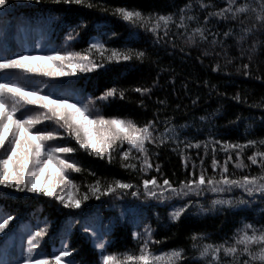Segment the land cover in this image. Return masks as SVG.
Returning a JSON list of instances; mask_svg holds the SVG:
<instances>
[{"label":"trees","instance_id":"16d2710c","mask_svg":"<svg viewBox=\"0 0 264 264\" xmlns=\"http://www.w3.org/2000/svg\"><path fill=\"white\" fill-rule=\"evenodd\" d=\"M218 197L247 204L135 228L110 207ZM262 245L264 0H0V264H264Z\"/></svg>","mask_w":264,"mask_h":264},{"label":"rangeland","instance_id":"374dc122","mask_svg":"<svg viewBox=\"0 0 264 264\" xmlns=\"http://www.w3.org/2000/svg\"><path fill=\"white\" fill-rule=\"evenodd\" d=\"M124 15L126 18L131 19V14L124 12ZM135 19L140 20L141 17L138 15H135ZM151 23L154 25L160 24L163 19L158 18V19H148ZM148 22V21H147ZM149 23V22H148ZM106 121H103V130L97 129L98 134V139L102 141H106L107 139L110 140L111 134L113 132H110V125L108 123H105ZM107 140V141H108ZM34 154L36 159H38L40 164H43L45 161L44 157V152L39 146H36L34 150ZM33 182H34V187H38L42 181L43 178L36 179L35 174L33 175ZM48 188L50 189L49 186H51L50 180L49 182H46ZM54 185V184H53ZM122 186L123 184H119ZM45 186V185H44ZM52 187V186H51ZM67 200V198H64ZM246 201L243 199H236L234 197H218L213 199L212 204L210 205H205L202 203H197V202H190V203H172L170 204L164 214L162 216L158 215V212L154 210H148L147 206L142 205L140 202L132 203L131 201L128 200H121L116 203H113L110 207L112 209V213L118 218V220L122 223H126L127 225L131 227H139L140 225L145 222V220L148 217H152L155 219H158V221H161V223H167L168 221H171L177 217V215L181 212V210L185 207H188L189 209L195 210L197 213H205V212H214L218 210L222 206H230L231 208H238V207H243L246 206ZM97 218H100V215L96 216ZM164 219V220H163ZM75 221L72 222L71 219L67 221L68 224H73ZM262 249L264 250V245H262ZM147 252V251H146ZM144 255L141 256V260L146 261H153L156 263L164 264V263H171L177 259V256L179 255L178 250H167V251H162V250H155V251H149ZM204 253V252H203ZM264 255V254H263ZM264 257V256H261ZM261 257L257 259L258 261H261ZM256 260V261H257ZM254 261V262H256ZM117 262L114 260V256L110 257L108 260L107 264H116ZM93 264H100V263H93Z\"/></svg>","mask_w":264,"mask_h":264}]
</instances>
